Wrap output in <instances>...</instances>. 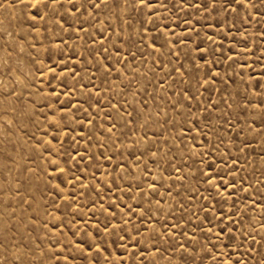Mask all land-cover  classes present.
I'll list each match as a JSON object with an SVG mask.
<instances>
[{
	"label": "rangeland",
	"instance_id": "rangeland-1",
	"mask_svg": "<svg viewBox=\"0 0 264 264\" xmlns=\"http://www.w3.org/2000/svg\"><path fill=\"white\" fill-rule=\"evenodd\" d=\"M0 264H264V0H0Z\"/></svg>",
	"mask_w": 264,
	"mask_h": 264
},
{
	"label": "snow or ice",
	"instance_id": "snow-or-ice-1",
	"mask_svg": "<svg viewBox=\"0 0 264 264\" xmlns=\"http://www.w3.org/2000/svg\"><path fill=\"white\" fill-rule=\"evenodd\" d=\"M142 2H143V0H142Z\"/></svg>",
	"mask_w": 264,
	"mask_h": 264
}]
</instances>
